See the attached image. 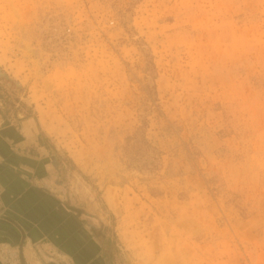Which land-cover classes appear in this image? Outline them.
Wrapping results in <instances>:
<instances>
[{
    "label": "rangeland",
    "instance_id": "obj_1",
    "mask_svg": "<svg viewBox=\"0 0 264 264\" xmlns=\"http://www.w3.org/2000/svg\"><path fill=\"white\" fill-rule=\"evenodd\" d=\"M27 126L86 264H264V0H0Z\"/></svg>",
    "mask_w": 264,
    "mask_h": 264
},
{
    "label": "crops",
    "instance_id": "obj_2",
    "mask_svg": "<svg viewBox=\"0 0 264 264\" xmlns=\"http://www.w3.org/2000/svg\"><path fill=\"white\" fill-rule=\"evenodd\" d=\"M3 130L0 135L7 137ZM6 139L9 143L0 137V264H51L46 255L49 250L60 264H86L87 241L81 237L77 213L48 187L49 177L38 175L41 166L48 169V162L40 166L38 159L22 158L23 150H45L40 137H33V129L27 126ZM30 140L33 145H28Z\"/></svg>",
    "mask_w": 264,
    "mask_h": 264
},
{
    "label": "trees",
    "instance_id": "obj_3",
    "mask_svg": "<svg viewBox=\"0 0 264 264\" xmlns=\"http://www.w3.org/2000/svg\"><path fill=\"white\" fill-rule=\"evenodd\" d=\"M93 228H94V227H93ZM93 228H92V229H93Z\"/></svg>",
    "mask_w": 264,
    "mask_h": 264
}]
</instances>
